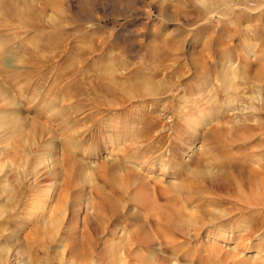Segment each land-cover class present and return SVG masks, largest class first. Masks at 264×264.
Here are the masks:
<instances>
[{"label": "rangeland", "instance_id": "obj_1", "mask_svg": "<svg viewBox=\"0 0 264 264\" xmlns=\"http://www.w3.org/2000/svg\"><path fill=\"white\" fill-rule=\"evenodd\" d=\"M204 1L0 0L6 57L0 80L10 94L0 107L16 111L26 131L23 146L0 133V164L7 180L14 174L13 189H21L18 215L27 218L17 224L20 242L31 237L35 222L46 220L51 233L37 260L13 257L11 264H264V228H239L243 205L232 209L196 183L192 193L183 189L200 163L214 173L226 156L264 167V0ZM231 40L254 50L229 54L237 96L224 92V80L208 64L222 59ZM201 69L213 71L208 87ZM13 72L20 76L14 83ZM148 86L154 94L142 95ZM216 107L219 116L206 120ZM215 127L222 150L209 136ZM66 154L75 164L65 171ZM128 178L137 183L122 199ZM212 184L226 190L221 181ZM161 189L195 199L181 202L185 220L165 207L170 221L159 220V234L158 221L139 202L157 201ZM138 217L147 228L145 244L132 239ZM12 221L0 215L1 235L9 236Z\"/></svg>", "mask_w": 264, "mask_h": 264}, {"label": "bare ground", "instance_id": "obj_2", "mask_svg": "<svg viewBox=\"0 0 264 264\" xmlns=\"http://www.w3.org/2000/svg\"><path fill=\"white\" fill-rule=\"evenodd\" d=\"M203 1V0H202ZM206 2H212V0H205ZM204 1V4L206 5ZM217 0H213V2L215 3ZM222 2H232V0H218V3H222ZM209 5V3H208ZM209 8V7H208ZM214 8V6H213ZM216 8V7H215ZM213 10V9H212ZM15 15V18H19L21 17V14L19 13H12L11 16ZM254 29V28H253ZM258 29V28H257ZM253 32V30H252ZM248 32H246L244 35L247 36ZM253 34V33H252ZM256 34H258L256 32ZM254 35V34H253ZM252 35V36H253ZM232 36V35H231ZM256 36V35H255ZM232 39V37H230ZM234 40V39H233ZM233 40L230 41L229 44H233L231 42H233ZM215 41V40H214ZM213 41V42H214ZM8 42V41H7ZM217 42V41H216ZM220 42H223L220 41ZM247 42H245L244 44L240 43V45H237L235 46L234 44L231 45V47H229V50L226 51V53L224 54L223 53V56H222V52L220 50V46L221 44L218 46V50H220V54H221V57L222 59L220 60H212V61H209L208 64H210L209 66H214L213 68L217 69V74H218V78H222L220 80H224V92H226L227 94H231L233 96H237V92H231L233 91V88L236 86L233 87V79L232 77L234 76L233 74H237L235 71L236 69H234V63L232 62L233 60H230L229 59V54L231 52H241V53H245L246 55L247 54H250L252 52H254V50H252V47L250 44H246ZM224 44V43H223ZM222 44V46H223ZM228 44V45H229ZM239 44V43H238ZM264 44V42H263ZM218 45V44H217ZM209 46V45H208ZM214 47V45L212 46ZM215 48V47H214ZM223 49L225 47H222ZM221 48V49H222ZM228 48V47H227ZM222 49V50H223ZM255 49V48H254ZM210 52H211V49H209ZM215 50V49H214ZM226 50V49H225ZM216 51V50H215ZM206 52H209V51H206ZM234 53V54H235ZM209 54V53H208ZM213 54V53H211ZM216 54V53H215ZM219 54V55H220ZM243 54V55H245ZM232 55V53H231ZM218 56V55H217ZM220 57V56H219ZM220 57V58H221ZM231 57V56H230ZM239 57V56H238ZM242 57V56H241ZM239 57V58H241ZM5 56L2 54H0V66L2 65L3 66V62L5 60ZM233 58V56H232ZM245 58V57H244ZM243 59V57H242ZM193 60V59H192ZM240 60V59H239ZM245 60V59H244ZM6 61V60H5ZM196 61V60H194ZM235 62V61H234ZM242 62V61H241ZM207 64V65H208ZM247 64V63H246ZM245 64V65H246ZM194 65V64H193ZM204 65V64H202ZM196 66V64H195ZM196 67H200L199 65H197ZM204 67V66H203ZM252 67V66H251ZM207 68V66H206ZM205 68V69H206ZM242 68V67H241ZM245 68V67H244ZM263 68V66H262ZM13 69V68H12ZM207 69H210V68H207ZM214 69V70H215ZM234 69V71H233ZM250 69V65L248 64L246 66V70L248 71ZM244 71V72H247V71ZM262 70V69H261ZM264 70V69H263ZM262 70V71H263ZM204 70L201 69V73H204L202 76H200V79L203 81L202 83V87L204 86H207V85H210L213 81L212 77H211V74H213L211 72H202ZM237 71L239 72V68L237 69ZM260 71V70H257V72ZM16 72V71H14ZM10 74L9 73V79L11 82H15V81H18L19 80V73L17 74ZM198 72V70L196 71ZM216 72V71H215ZM254 73V72H253ZM262 73V72H261ZM0 74H4L3 71L0 73ZM200 73H198L199 75ZM257 74V73H256ZM248 75V74H247ZM260 75V74H259ZM256 76V75H255ZM254 76V77H255ZM264 76V75H263ZM2 77V76H1ZM260 76H258L259 78ZM234 78V77H233ZM245 78V77H244ZM253 78V77H252ZM1 79V78H0ZM247 79V78H246ZM254 79V78H253ZM261 79V77H260ZM264 79V78H263ZM262 79V80H263ZM3 80V79H2ZM243 80V79H242ZM250 80V79H247V81ZM146 81V80H144ZM251 81V80H250ZM6 82V81H5ZM140 82V81H139ZM252 82V81H251ZM262 82V81H261ZM145 82L141 81L140 84L143 85ZM243 83V82H242ZM264 83V81H263ZM4 84V83H3ZM147 84V83H146ZM145 84V85H146ZM245 84H246V80H245ZM244 84V85H245ZM144 85V86H145ZM247 85V84H246ZM13 86V85H12ZM252 86H253V83H252ZM15 87V86H14ZM202 87L200 86V89H202ZM208 87V86H207ZM210 87V86H209ZM253 88V87H252ZM196 89V88H195ZM198 90V89H197ZM253 90V89H252ZM140 92L142 95L144 96H149V95H153L154 92L152 91L151 88L146 87L145 89H140ZM8 91H6V89H4L3 85H2V82L0 80V103H3V102H6L8 100ZM229 96V95H228ZM13 99V98H12ZM221 101V100H220ZM225 101V100H224ZM10 103H12V101L9 100ZM253 102V101H252ZM216 104L217 103H221V102H215ZM222 104V103H221ZM215 105V104H214ZM220 105V104H218ZM218 107V106H217ZM217 107L216 108H210V110L208 112H206L205 114H207L205 117H206V120L208 119H212V120H215L218 116H219V112L217 110ZM195 109V108H193ZM193 109H192V114H193ZM196 113V112H195ZM194 113V114H195ZM196 115V114H195ZM192 116V115H191ZM194 116V115H193ZM0 118H2L3 120L0 122V133H5L10 140H14L16 143H18L20 146H23V137H24V132L25 131V128L23 126V120L20 118V117H17V112L14 111V110H5L3 108L0 107ZM220 118V117H219ZM222 118V116H221ZM44 124V123H43ZM47 126V125H46ZM150 126V125H149ZM220 126V125H219ZM239 126V125H237ZM234 128V127H233ZM220 128L218 127H215L213 128L210 133H209V136L210 138L216 140V144H217V147L218 149L222 150L223 147H224V142L222 140L219 139V132H220ZM179 131V130H178ZM177 131V132H178ZM232 131V130H231ZM224 132V131H223ZM221 133V132H220ZM26 135V134H25ZM227 135V134H225ZM145 136V134H144ZM222 133H221V139H222ZM149 137V136H148ZM147 137V139H149ZM209 138V139H210ZM245 141V140H244ZM231 142V141H229ZM136 143V142H135ZM247 145V144H246ZM68 148V147H67ZM225 150V149H224ZM65 152L67 153V151L65 150ZM15 152H10V156L9 157H13V154ZM17 153V152H16ZM18 154V153H17ZM132 155V153H131ZM7 156V155H6ZM225 157V156H224ZM239 157V156H238ZM246 157V155H242L241 158H244ZM240 158V157H239ZM247 158V157H246ZM245 158V159H246ZM222 158V162L220 161V165L219 166V170L217 172H213V170H210V169H205L204 167L201 166V163L197 166L196 170L193 171L191 173L190 176H192L191 178V181L186 182V185L183 186V189L186 193H190L192 190L191 189V185H193V183H196L200 186H202V192H207L206 194L208 195V192L211 193L209 194V196H213L215 197L216 195L219 196V201L221 202H224V203H229L230 205H235V207L231 208L232 209H235V210H239V207L240 205H243V208L240 209V210H243L245 211V213L242 214V216H244V220H243V224L240 225V229L241 227L244 228V230H246V228H248L251 232H256V231H259L261 229L264 228V167L262 166L260 169H256V168H249V166L246 167V165H244V163L242 162V164H236L237 162L233 161L232 160V157H227L224 159ZM64 160L66 162H64L63 160V163H67L68 167H66L67 165H64V169L66 171V168H73V164H75L74 162V159L71 157V155H64ZM240 162V161H239ZM13 163V162H12ZM199 163V162H198ZM79 164V162L77 163V165ZM11 165V163H10ZM76 166V165H75ZM80 167V165H79ZM182 169L184 168L182 165H181ZM76 170L74 172H72L73 174H76L77 169L76 167H74ZM70 170V169H69ZM72 170V169H71ZM216 170V169H215ZM72 174V176H73ZM8 175V174H7ZM11 175V174H10ZM9 175V176H10ZM128 175V174H127ZM130 176V175H129ZM128 176V177H129ZM131 177V176H130ZM11 178V179H9ZM112 178V176H111ZM114 178V177H113ZM127 178V176H126ZM115 179V178H114ZM15 180V176L14 174L12 173V176L8 177V180H7V177L6 175L4 174V168H3V165L0 164V215H4L6 218H9V219H13V221L9 224V226L5 229H9L11 230L9 233V236L6 235L7 232H5L6 230L3 231L2 235H1V238H0V264H11L10 263V260L11 258H15V260H20V259H23L24 261V258L25 257H29V259H33V260H37V254H38V251L39 249H41L42 245H46L49 243L48 239H47V233H48V236L49 234H51L49 231H48V228H46V224L44 223L46 220L44 221H41V222H38L33 225H31V232H32V235L31 237L28 238V236H26L25 238V242H20L22 241V239L20 240L19 236H20V233L22 232L21 230H19V228L17 227V224L18 223H21V220L22 218H24V216H21L18 215L20 210H19V207L21 206V200L19 199V193H21V189L20 188H17V190L15 191V189H13V183ZM112 182L113 180L110 179ZM187 180V179H185ZM221 181L222 183H224L226 185V190H217L216 188H213V182L214 181ZM116 181V180H114ZM126 181V180H124ZM137 183L136 180H134L133 178L131 179H127V182L125 183L126 184V187H125V191L122 192V194L120 193L119 195L122 197L123 199V196L125 194H128V191H129V187L130 186H134L135 184ZM149 183V182H148ZM145 184V183H144ZM184 184V183H183ZM147 185V183L145 184ZM148 186V185H147ZM218 186V185H217ZM193 187V186H192ZM127 188H128V191H127ZM132 188V187H131ZM141 188V187H140ZM144 188V187H143ZM142 188V189H143ZM196 188V186H195ZM194 188V189H195ZM198 189V188H197ZM220 189V188H219ZM173 191V190H172ZM190 191V192H189ZM142 193L144 191H141ZM175 193V191H173ZM177 192V190H176ZM201 192V191H200ZM66 193V192H65ZM159 193V198L157 201L155 200H151L150 202H147V201H143L141 199V202L139 203H142V204H145L148 208H147V211H148V214L149 216L151 215L152 217L156 218V220L158 221L157 223V232L159 234H162L164 233L163 232V229L161 227V223L163 222H166L169 220V218L167 216H164V213L166 212V209L165 207H169L171 206V208L173 209V212L175 213V217L176 218H181L182 216L184 217V215L186 214L184 209L185 207H182L181 206V202L182 200L185 201L186 203H191L193 200L191 195H185V193H183L185 196L184 198L182 199L181 196L177 193H180V192H177L176 194L173 193V195L170 194V191L168 190H165V189H161L158 191ZM192 193V192H191ZM199 193V192H198ZM141 194V193H140ZM204 194V193H203ZM142 195V194H141ZM139 195V196H141ZM205 195V194H204ZM64 196V195H63ZM135 196V195H134ZM139 196H136L137 198ZM128 197V196H126ZM142 197V196H141ZM140 197V198H141ZM129 198H130V195H129ZM132 198V196H131ZM105 204H107L109 206V209H113V211L117 210V206L114 205V203H112V199L109 197V196H101L100 198ZM160 199V200H159ZM195 199V198H194ZM132 200V199H131ZM139 200V198H138ZM145 200V199H144ZM163 200L164 201V206L159 203V201ZM233 200V201H232ZM140 201V200H139ZM231 201L234 202V204H231ZM137 203V202H136ZM119 205V204H118ZM120 206V205H119ZM28 208V207H27ZM122 210V209H121ZM205 210V209H204ZM203 208L200 207L199 210H198V213H202L204 212ZM233 211V210H232ZM250 211V212H249ZM117 212V211H115ZM248 212V214H247ZM24 213V212H23ZM26 213V212H25ZM24 213V215H25ZM169 213V211H168ZM206 213V212H205ZM166 214V213H165ZM172 213H170V216H171ZM247 214V215H246ZM23 215V214H22ZM28 215V214H27ZM44 213L41 214V216L43 217ZM133 215V214H132ZM131 215V216H132ZM139 215V214H137ZM200 215V214H199ZM198 215V216H199ZM31 216V215H30ZM99 216V215H98ZM136 216V215H135ZM136 218L135 222H137V217ZM22 217V218H21ZM36 217V216H35ZM34 217V218H35ZM40 217V216H39ZM173 217V215H172ZM187 217V216H186ZM201 217V216H199ZM25 218H27L25 216ZM24 218V219H25ZM131 218V217H130ZM142 218V217H141ZM141 218L138 217V220L140 221V223L138 225H136L135 227L141 225ZM189 218H192V217H189ZM214 218V217H213ZM23 219V220H24ZM141 219V220H140ZM171 219V218H170ZM188 217L186 218V221ZM196 219V218H195ZM199 219V218H198ZM202 219V218H201ZM26 220V219H25ZM161 223H160V221ZM173 220V219H171ZM181 220H185L183 218H181ZM180 220V221H181ZM214 220V219H213ZM138 221V222H139ZM163 221V222H162ZM170 221V220H169ZM214 222V221H213ZM143 223V222H142ZM246 223V225H244ZM170 225V224H169ZM172 225V224H171ZM170 225V226H171ZM19 226V225H18ZM134 226V225H133ZM166 226V225H165ZM232 226V225H231ZM13 228V229H11ZM175 228V227H174ZM146 226L142 225L141 227L139 226V228H136L134 229L135 233V239L132 238L135 242H140L142 244H145V240H144V237H145V232H146ZM7 230V231H9ZM243 230V229H242ZM185 231V230H184ZM28 234V233H26ZM185 234V233H184ZM133 235V236H134ZM133 242V241H132ZM4 243V244H3ZM3 244V245H2ZM5 244H7L5 246ZM65 249V248H64ZM94 250V249H93ZM79 253V254H78ZM90 255V254H88ZM87 255V256H88ZM83 256V253L81 252H78L77 251V255L76 257L77 258H82ZM228 256V255H227ZM141 257V256H140ZM207 257V256H206ZM63 258V257H62ZM227 258H230V257H227ZM10 259V260H9ZM28 259V261H29ZM17 261V262H18ZM22 261V260H21ZM16 262V261H15ZM25 262V261H24ZM206 262V261H205ZM14 264V263H13ZM17 264V263H15ZM23 264H26V263H23Z\"/></svg>", "mask_w": 264, "mask_h": 264}]
</instances>
